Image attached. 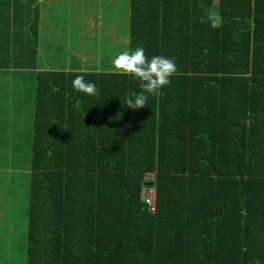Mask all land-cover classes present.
<instances>
[{"label": "trees", "instance_id": "16d2710c", "mask_svg": "<svg viewBox=\"0 0 264 264\" xmlns=\"http://www.w3.org/2000/svg\"><path fill=\"white\" fill-rule=\"evenodd\" d=\"M129 31L177 66L144 108L111 65L34 73L25 264H264V0H130Z\"/></svg>", "mask_w": 264, "mask_h": 264}, {"label": "rangeland", "instance_id": "374dc122", "mask_svg": "<svg viewBox=\"0 0 264 264\" xmlns=\"http://www.w3.org/2000/svg\"><path fill=\"white\" fill-rule=\"evenodd\" d=\"M84 1L86 2L82 0L80 4ZM18 3H21L18 6H24L22 9L25 13L26 11L29 14L33 12L29 18V24L36 21V14H38L39 20H42L44 25L41 30L37 31L41 44V48L36 47L39 60H34L32 57L37 65H33L22 52L21 43H30L32 38L30 35L22 32L23 35L18 38L20 40H17L16 50H11L12 58L20 57L18 62L21 66L16 64L14 66L23 69V72L33 73V75L30 77L28 74L30 78L22 81L15 76L14 81L4 79L0 82V104L6 107L4 99L9 98L10 95L13 96L10 102L14 103V107L9 109L11 113L0 117V264H25L27 256L28 208L32 173L30 142L33 132L32 124L30 125L31 109L29 108L32 107L33 110L31 96L36 85L35 71H44L48 69V66L56 70L82 69L83 65L80 67L77 59L85 63L89 61L86 65L87 71L109 70L115 56L124 49H128L130 32L128 0H118V5L111 15H109L111 10L104 6L100 7L98 14L95 5L89 2L85 15L71 13L64 17L65 11H63L62 16L51 14L48 18L44 17L46 5L50 4L51 11L54 9L62 11L67 9L65 5L69 7L72 2L69 0L68 2L67 0H21ZM40 15L44 18L41 19ZM49 18L50 22L46 25L45 21ZM11 21H14V25L18 28L23 23V17H16ZM101 24L103 25L100 27ZM67 25H69V31L82 32L81 35L84 33V37L88 38L86 48L90 47L89 45L91 47L85 55L77 51L78 42H68L71 36L66 30ZM109 25L112 27L109 28ZM100 39L102 41H99ZM5 53L6 49L0 43V55H5ZM81 56L84 57L81 58ZM22 108L24 116L22 113L20 118L18 114ZM11 136L14 138L11 139ZM9 142H13L15 146L11 148ZM143 199H145V194H143Z\"/></svg>", "mask_w": 264, "mask_h": 264}, {"label": "crops", "instance_id": "0c3cea01", "mask_svg": "<svg viewBox=\"0 0 264 264\" xmlns=\"http://www.w3.org/2000/svg\"><path fill=\"white\" fill-rule=\"evenodd\" d=\"M70 2H72L71 5H69V7H67V5H65V8L67 7V9H63L62 11H58L56 9H54L53 11H51V6L50 4L49 5H46V14L44 17L48 18L49 15H53V14H57V15H61L62 16V12L65 11L63 13V16L66 17L67 14H71V13H79L81 15H85L86 13V10L88 9V5H89V2L93 5H95V8L99 14V10H100V7L101 6H104L106 8H108V10H111L109 11V15L112 14V12L114 13L113 9L117 7L118 5V0H86V2H82V4H80V2L82 0H69ZM18 2H21V0H0V32L4 33L6 32V30H13V29H16L17 27L14 25V21L12 22L11 19L15 20L16 17H18V14L17 13H20L18 12L16 9L20 10V11H24L23 13H21L22 15L20 17H23V23L20 24L18 26V29L19 30H23L24 33H25V30H26V27L29 23V18H30V15L32 14H29V12L26 11L25 13V10L22 9L24 6L20 5L18 6L19 4L21 3H18ZM68 2V0H67ZM129 2V8H130V0H128ZM124 4V3H122ZM18 6V7H17ZM32 9V8H31ZM30 10V8H29ZM28 10V11H29ZM51 12V13H50ZM130 13V12H129ZM42 15H40V18L43 19L44 18ZM10 19V21H9ZM109 19V18H108ZM38 31L42 29L44 23L42 20H39L38 21ZM50 22V18L47 19L45 21V24L48 25ZM41 23H42V26H41ZM5 25V26H4ZM103 24L100 25V27L102 26ZM113 25V24H112ZM112 25H109V28L112 27ZM69 25H67L66 27V30L68 32V34H70L71 36V39L68 38V42H78L77 44V51L79 53H81V55H85L86 52H88L90 50V47L91 45H89L90 47H87L86 48V41L88 40L87 37H84V33L83 35H81L80 32L76 31V32H72V31H69ZM2 28V29H1ZM99 31V30H98ZM109 33H111V31L109 30ZM9 38L8 40H5ZM5 39H2L4 42H9V45L7 47H5V49L9 52H11V50H16V46H14V38L13 37H6ZM85 40V41H84ZM99 41H102L101 39ZM37 45L33 48H35L36 50V47H40L41 48V44H40V41L38 39V35H37ZM128 42H129V35H128ZM47 44H51V43H47ZM22 47L23 49H26V50H30V48L26 47V43H23L22 44ZM19 48V47H18ZM21 49V48H19ZM6 51V53H7ZM37 51V50H36ZM24 54V53H23ZM16 55V54H15ZM34 60H38V54L35 52V54L33 52H29L25 55V58H28L30 59L31 63H36V61ZM84 56H81V58H83ZM20 57H13L12 58V54L9 56V57H5L4 55H0V82H2V80L6 79V80H11V81H14L15 79V76H18L19 80L22 81V80H25V79H28L30 78L31 76L30 75H33V73H30V72H23V69H20V68H17L15 67L14 65H18V66H21V64L18 62ZM77 63L78 65L81 67V65H83L82 69L81 68H76V69H72V68H69V70L67 69H63V70H58V71H75V72H80V71H87L86 70V65L89 63L88 62H84V61H80L79 59H77ZM37 65V63H36ZM91 65V64H90ZM54 70L53 68H50V66H48V69H45V70ZM100 71V69H98ZM38 71V70H36ZM28 74L30 77H28ZM35 77V75H34ZM35 90H36V85H35V89H34V92H33V95L31 96V99L33 100V97H34V94H35ZM13 96L10 95L9 98L7 99H4V102L6 104V107L5 106H2V104H0V117L5 115V114H10V110L12 107H14V103L10 102V99L12 98ZM10 102V103H9ZM32 109V107L29 108V110ZM23 108L20 110L21 112L18 114V116L20 115V118H21V115L23 113L22 116H24V112H22ZM30 114V112H29ZM31 123H32V112H31ZM30 123V125H31ZM14 136H11V139H13ZM9 146L12 148L14 147V143L13 142H9ZM26 155V154H25ZM26 176V175H25ZM12 190V189H11Z\"/></svg>", "mask_w": 264, "mask_h": 264}, {"label": "clouds", "instance_id": "9594fccd", "mask_svg": "<svg viewBox=\"0 0 264 264\" xmlns=\"http://www.w3.org/2000/svg\"><path fill=\"white\" fill-rule=\"evenodd\" d=\"M112 70L139 82L140 91H133L126 99L127 107L140 109L148 106L149 97H158L163 89L171 85L172 77L177 72L174 58L154 55L147 57L145 49L137 46L134 50L124 49L112 60ZM75 92L87 96L98 94L97 85L85 81L82 75L72 80Z\"/></svg>", "mask_w": 264, "mask_h": 264}, {"label": "built area", "instance_id": "2783aa9c", "mask_svg": "<svg viewBox=\"0 0 264 264\" xmlns=\"http://www.w3.org/2000/svg\"><path fill=\"white\" fill-rule=\"evenodd\" d=\"M147 180H153V176L148 175ZM144 194H145V201L147 202V204L149 206V210L151 212H154L155 211V200H156L155 190L150 189V188H146V189H144Z\"/></svg>", "mask_w": 264, "mask_h": 264}]
</instances>
